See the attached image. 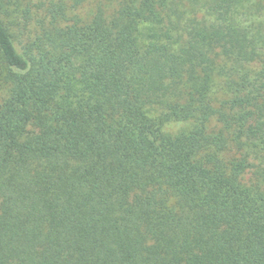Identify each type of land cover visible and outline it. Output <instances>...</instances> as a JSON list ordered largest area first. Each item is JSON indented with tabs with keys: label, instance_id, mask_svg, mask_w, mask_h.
Segmentation results:
<instances>
[{
	"label": "trees",
	"instance_id": "16d2710c",
	"mask_svg": "<svg viewBox=\"0 0 264 264\" xmlns=\"http://www.w3.org/2000/svg\"><path fill=\"white\" fill-rule=\"evenodd\" d=\"M186 1L0 0V264H264V0Z\"/></svg>",
	"mask_w": 264,
	"mask_h": 264
},
{
	"label": "rangeland",
	"instance_id": "374dc122",
	"mask_svg": "<svg viewBox=\"0 0 264 264\" xmlns=\"http://www.w3.org/2000/svg\"><path fill=\"white\" fill-rule=\"evenodd\" d=\"M188 1H189V3H188ZM201 0H187L186 1V3H188V4H186L187 5V15L189 16V17H192L193 16V9L191 8L192 6H195L196 8L197 7H199V5H198V2H200ZM87 7H84V9L82 8V12H86L87 10ZM189 17H187V18H189ZM182 124H179V125H176V128L178 127V126H181Z\"/></svg>",
	"mask_w": 264,
	"mask_h": 264
}]
</instances>
